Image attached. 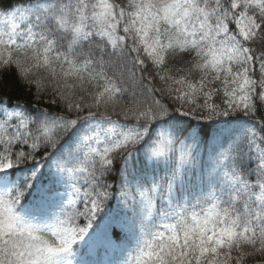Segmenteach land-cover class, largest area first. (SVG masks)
<instances>
[{"label":"snow or ice","instance_id":"6c2138e0","mask_svg":"<svg viewBox=\"0 0 264 264\" xmlns=\"http://www.w3.org/2000/svg\"><path fill=\"white\" fill-rule=\"evenodd\" d=\"M0 264H264V0H0Z\"/></svg>","mask_w":264,"mask_h":264}]
</instances>
